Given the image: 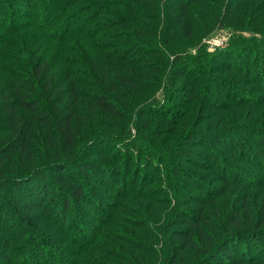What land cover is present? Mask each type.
I'll use <instances>...</instances> for the list:
<instances>
[{
  "label": "rangeland",
  "instance_id": "rangeland-1",
  "mask_svg": "<svg viewBox=\"0 0 264 264\" xmlns=\"http://www.w3.org/2000/svg\"><path fill=\"white\" fill-rule=\"evenodd\" d=\"M57 1L0 0V158L22 133L4 121V100L17 104L28 80L16 73L45 47L61 49L51 30L29 26ZM171 12L113 7L100 18L125 21L96 41L109 56L73 38L66 59L84 65L69 75L54 56L52 84L76 109L13 106L33 124L0 162V264H264V0H191ZM137 42L119 61L117 46ZM34 87L25 97L48 105L37 96L45 83Z\"/></svg>",
  "mask_w": 264,
  "mask_h": 264
},
{
  "label": "trees",
  "instance_id": "trees-1",
  "mask_svg": "<svg viewBox=\"0 0 264 264\" xmlns=\"http://www.w3.org/2000/svg\"><path fill=\"white\" fill-rule=\"evenodd\" d=\"M190 1L191 0H61V1H57V4L60 7H58L57 9L53 7L54 10H50L52 6L47 7L45 9H43V6H42L43 11L41 12V15H43V18L39 21L36 18V20H34L33 23L29 24V26H36L40 28L41 30L47 31V32L48 30H51L49 31L50 34L49 33L48 34L52 38L47 37V39H49V41L56 42L57 43L56 46L60 47L61 49L60 51H56L53 55H51L50 53H48L47 48L45 47L43 53L39 52V54L36 55L35 61L33 60L32 63L25 66L24 69H25V72L27 73L22 75V77H20L19 72L16 73L18 77L17 79H23L25 77H28V80L19 81L18 83L21 85V89H19L18 93L19 95L22 96V98H20L17 104L10 103L9 101L4 100L3 103H5L6 108L8 107L11 108L9 109V112L7 111L8 112L7 118L4 121L8 125L11 124V122L13 121H16L15 123L21 124L22 126L20 125V129L22 133L19 130V132L12 134V137L8 140V142L5 144V147H4L8 153L1 156L0 162L3 159H6V160L10 159L9 153L11 151H13L14 153L15 149L18 146V143L22 140V134L24 133V130H25L24 127H27L33 124V122H30V123L24 122L22 118L21 119L19 118L20 116H17V115L14 116L15 110L12 109L13 106H15V108L18 107L22 109L23 111L32 112V113L40 112V114L48 113V115L50 113L56 114L57 113L56 110L58 109L60 111L66 110L68 108L76 109L74 106H77V105L69 106V105L64 104L67 101H69L71 94L68 93L67 90H62L59 84L58 85L52 84V81H53L52 79H55V70L53 72V69H52V64L54 63V59H53L54 56H56L57 60L60 61V62L55 63L54 67L56 68L58 65V67L59 68L61 67L62 69H64L68 75L71 74L72 72V70L70 69L71 65L73 66L74 65H80V66L84 65L83 63L79 64L76 61L69 60L68 58L66 59V52L63 49L67 48L70 50V48H72L71 46H69V42H71V39L76 38L77 39L76 41L80 42L82 48L84 46V48H88V51L93 52L94 54L98 56H105V55L109 56L110 51H111V50H108L109 46L103 41H100V40H99L100 42H96V41L98 39L97 37L101 38L105 35L106 32H103V30H108V29H111L112 27L116 28V27H120L121 25H123L125 21L123 19L119 20V18H117L116 21H109L105 18L104 19L100 18L101 16L103 17V16H107L108 14H110V11L113 7L129 6L131 4H133V7H135L136 3H140V5L144 6L147 9H151V7L154 8V5H156L157 8H159V10H161L162 12L163 11L169 12L170 10H172L171 12L172 14L173 12H175V9L181 8L182 2L183 4H185L186 2H190ZM54 3H55V0H54ZM66 13L67 15H64ZM59 15L64 16L62 20V27L57 28L58 34L57 36H54L53 34H51L52 29H56L55 26H53L54 25L53 23H54L55 16L59 17ZM167 16L169 17L168 14ZM139 17H144V16L139 15ZM168 17H166V19ZM99 18L101 20H99ZM169 20L170 18L168 19V21ZM135 29L137 30L139 29V27L136 26L134 27V30ZM134 30L132 31L134 32ZM135 35L136 33L134 32L132 36L129 33L123 34L122 36L123 38H132V37H135ZM91 40L95 42H91ZM144 43L145 42H141V44H144ZM64 45L67 47H64ZM139 45L140 44H138V42L130 44L128 46H125L124 44L118 45L117 50L118 51L121 50L119 61H121V59L125 60L127 57H129L131 53H134L136 51V47ZM1 55L6 58L5 55L7 54L2 53V51L0 50V56ZM173 56H175V58H178L177 53H175V55ZM1 67L2 68L0 69H2V72H1L2 75L5 71L8 72L9 70L8 66L7 67L1 66ZM10 78H12V76H10V74L7 73L6 79L8 80ZM36 81L45 83L44 90H41V94L38 93L37 96L43 103L42 98L46 94L48 96V101H49L48 105L43 104L41 106L40 104H38L39 101L37 97H32V96L31 98L25 97V93L27 92V90L26 88L22 90L23 86L25 85V87H27L29 90L34 89L35 91L36 87L34 86H35ZM106 81L107 80L105 79L104 82ZM68 82H69L68 86H71L72 88V90L70 91L74 92L75 91L74 87L77 85L75 80H71ZM27 84L28 85L31 84L32 87L29 88ZM28 93L29 95H32L30 94V91ZM97 102L100 106L107 107L108 110L112 112L113 114L119 113L118 110H120L119 109L120 105H117V106L114 105L113 107H111L110 105L111 103L107 102L106 96L97 95ZM14 118L16 120H13ZM66 119L70 120V117H67ZM182 120L184 121V117L182 118ZM172 121L173 119L171 120V122ZM190 137L192 136H189V138ZM189 138H187L186 141L189 142ZM34 170L35 169L28 170L25 173H20V175L23 174V176H28L27 173L29 171H30L29 173L33 175L32 173ZM72 184L73 185L71 189L73 193H75L78 197H81V194H82L80 192L81 188L74 183ZM16 185L17 184L15 183L14 186ZM15 188L17 189V187H14V190ZM31 192L26 193V194L24 193L21 197L25 199L26 198L32 199ZM63 204H64L63 206L65 207L66 201H64ZM8 206L10 207L9 204ZM96 210L98 209H95V211ZM17 213L18 212H16L14 208L13 210L10 211L11 220L15 217H18ZM256 233L257 232H255V234H253L251 237L257 238L258 237L257 235L259 233L258 234ZM260 237H262V235ZM261 240H263V237ZM221 264H227V263H221Z\"/></svg>",
  "mask_w": 264,
  "mask_h": 264
}]
</instances>
